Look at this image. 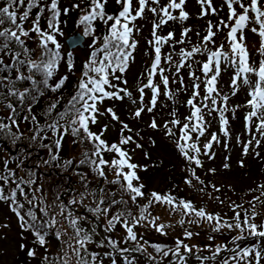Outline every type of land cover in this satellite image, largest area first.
<instances>
[{
  "label": "snow or ice",
  "instance_id": "6c2138e0",
  "mask_svg": "<svg viewBox=\"0 0 264 264\" xmlns=\"http://www.w3.org/2000/svg\"><path fill=\"white\" fill-rule=\"evenodd\" d=\"M185 2L186 0H168L166 6L161 7L160 0H137V7L134 8L133 0H116V3L120 6L118 14H108L106 12L105 5L108 3V0H89L86 8H81L80 4H74L73 8L80 9L81 12L78 26H82L83 35L92 36L94 44H99L100 46L94 48L90 54V58L84 63V70L74 94L70 97L63 110L57 112L51 120H48V117L52 116L53 111L57 109L60 99L58 98L56 101L49 103L44 112L45 124L43 126L39 124L37 116L32 114V107L38 102L39 97L44 95L45 90L56 92L63 88L68 79L66 75L61 76L54 85L49 84L62 59V45L57 39L58 36H63L64 34L60 26L61 15H68L71 9H61L60 0H50V2L49 0H27V2L26 0H4L3 5H0V88L5 90L0 91V103H4V107L9 111V115L7 116L8 122H4V119L0 118V132L14 137L13 143L23 135V133H19L20 124L17 121L19 113L16 106L9 99V97H15L19 102L21 110H25L26 106L28 115H25L23 120L29 121L30 118L33 123L34 134L31 137L32 141H35L37 138L41 140L49 139L47 132L52 133L54 137L52 144H41V147H47L50 152H52L53 148L59 150L65 135L69 133L75 138L74 143H91L93 145L91 153L86 150L79 164H88L105 182L119 185L118 191L121 193V197L116 199V192H109L107 195L111 199L108 201L107 206H103L105 205L103 198L105 190L103 188L99 189L101 198L97 201L95 199L96 193L89 192L85 184L86 190L80 194V199L73 198L69 201V204L83 205L85 198L91 195L94 206L85 205V207H88V210L96 216L97 220H99L101 215L105 217L104 231L109 232L115 229L117 224H120L126 231L124 243H128L129 241L137 242V247L135 248H120L118 241L106 236L96 246L98 248L109 247L111 248L110 252H105L101 255L99 252L89 251V245L96 243L93 239V236L96 235L95 228L90 233L81 227L79 221L85 219V217L76 216L63 203H53L51 207L59 209L54 216H49L48 205L41 208L44 216L49 217L43 222L38 221L35 211L31 209L27 211L26 218L20 211L24 208V204L18 203L17 196L18 194L23 195L26 202L33 206L37 199L43 202L44 198L37 197L36 195L41 190L40 188L34 189L32 192L33 198L28 199L23 187L24 185L29 187L34 185L36 183V174L34 171L28 170L27 178L24 176L18 177L15 171L8 169L7 162L5 161L4 169L7 170L0 171V201L9 202L13 205L12 211L18 216L21 228L33 232L35 243H38L42 247L46 245V236L49 230L55 228L60 223L56 219V216L63 217L72 229L71 234L62 228L55 231V238L61 241V252L55 257L43 256L41 264H104L105 257L111 259V264H117V255L123 257L125 264H134L135 258L130 259L124 253L141 252L147 254L146 248L139 244L137 232L134 231V228L138 225L143 226L144 222H147L157 233L167 235L165 229L166 227H170V225L156 223L160 219L159 216L149 220L151 213L148 212V209L153 203L168 205L172 211H179L182 218L178 223L181 226L185 224L183 216L187 215L195 217V219L187 221L189 224H199L200 221L204 220L213 224L212 232L214 233H219L224 228L238 233L229 242L232 247L217 245L214 249H211L210 245H206L205 247L212 251V255L210 257H203L202 259L215 260L220 253L228 252L231 255L225 256L222 264H262V261H264V222H256L257 217L260 215L256 211V204L259 202L261 205H264V199H261V197H264V184L258 185V189L261 190L260 195L254 196L252 200L247 202L250 205L251 213L249 209H244L243 204H235L233 202L230 205V208L235 213L232 217L234 222L225 220L218 213H208L203 208L197 209L191 201L177 200L170 193L161 194L157 192H152L148 203L139 206V214L133 215L131 210L126 207L128 201L123 198V195L127 194L133 204L137 202L138 198L145 195L142 190L144 185L138 183L140 177L136 170L140 166L131 162V156L123 148V145L134 142L133 137L121 134L119 143L109 144L101 138L103 132L107 130V125L104 126L103 131L99 134L92 132L89 127L90 122L91 124L97 123L98 114H103L97 105L102 104L106 98L123 99L124 96L121 93L131 97V93L126 88H118L112 81L122 79V74L129 67V60L133 59V51L137 47V42L132 39V35L134 30H139L136 28L135 21L144 18L146 9L155 16H159V19L152 22V39L148 40L147 43L154 51V59L151 67L147 70L148 82L138 88L141 104L133 112V116L139 118L146 107L148 112H152L156 106L157 99L161 95V87L153 82V77L157 74L161 77L164 94L169 99H173L175 93L169 89V76L164 74L166 69L160 67V65L162 60L161 48L164 44L174 39V33L169 32L167 36H160L157 34V30L163 25L168 24L169 21H186L189 18V13L184 10ZM198 3L201 5V18L210 13L213 15L217 14V8L213 7L212 0H198ZM224 3L229 10L227 21L220 19L215 25L209 21L205 29L206 34L202 37L199 44L194 45L191 50L181 49L178 53H175L181 57V60L173 62L172 53L164 56L165 62L169 65L167 70L171 71V68L175 67L176 75H179L180 69L186 66L184 61L194 58L196 54H202L206 57L205 62L201 64V71L205 78L203 81H201L199 76L195 75V72L190 71L189 73L193 78L192 96L186 101V104L190 106L191 112L185 117V122L182 123L179 118H174L163 125L168 136L175 135L169 124L180 127L181 135L176 140V146L186 159L189 161L194 160L198 166L201 165L200 159L191 155L190 152L198 154L200 153V148L197 146V143L188 142L192 141L193 133L197 134L198 139L206 131L207 124L204 119V109L208 110L209 115L213 111L219 112L221 125L224 126V135H228L226 127L228 119L224 116V113L229 111L227 106L229 96L221 95L217 88L222 61L227 67L233 69V74L230 78L231 94H237L241 83L248 87V99L243 106L249 109L245 115V121L246 130L252 138L246 142L243 148V155H248L249 147H253V141H255L254 147H259L261 139H264V0H224ZM150 5L156 6L152 7ZM34 9L37 11L35 16L32 17L31 14ZM177 9L179 10L178 16L173 15L170 11ZM46 11L48 13L47 16H45ZM250 13L253 15H250ZM42 17L46 21L45 28L41 27ZM97 20L103 22L107 29V33L102 38L95 35L96 28L94 27V22ZM29 21L30 27H25V24ZM250 23L258 26H253L249 29L259 37V47L256 49L260 57L258 61H250L248 46L245 43L244 30L248 28ZM214 28L216 31H213ZM223 29L228 30L225 37L228 42V50L225 51L223 44L214 50L209 49V44H215L214 37L217 31ZM190 31L191 28H183L181 30L182 38L175 41V43L183 44L185 42L183 38L187 37ZM33 33L36 37L35 48L29 47L28 44V41L32 39L31 34ZM196 35L199 36V33H196ZM172 46L174 47L175 45L173 44ZM33 52L36 53V58H33ZM71 56V52L67 53V68L69 71L74 67ZM5 57L8 58L7 62ZM197 63L201 62L197 61ZM187 66L190 67V65ZM22 68H26L27 72L21 71ZM117 72L121 75H116ZM13 73H15L14 77ZM37 76L40 79H37ZM24 81H29L31 86L25 87L23 90L17 88V82ZM123 83L127 84V81L124 80ZM173 83H178L181 86V89L178 90L184 88L182 78L178 81L174 79ZM201 83L204 85L203 96H201ZM145 88H149L152 91L150 106L143 104ZM108 89L113 90L110 91ZM197 98H200L199 101H197ZM208 101L211 103L209 104ZM132 103L135 104L137 101L132 100ZM218 105H223V107L221 108ZM236 107L240 106L237 105ZM106 113L110 114L111 119L119 121V116L116 115L113 109H106ZM170 115L176 117L177 113L173 110ZM121 123L122 129L131 132L127 124ZM149 126L153 129L158 128L155 119L150 122ZM13 128L16 129V132L12 131ZM253 129L255 133H253ZM41 133H44V135L41 136ZM255 134H259L260 139H257ZM213 142L219 143L216 134L211 135L210 141L204 145V148L210 150ZM136 146L141 147L139 144ZM103 153H113L115 155L111 159H105ZM255 155L259 156L260 153L256 152ZM57 158L58 152L51 157L52 160H56ZM225 159L226 162L223 164V168L229 169L231 167L227 163L229 158L226 157ZM45 163H50V161H45ZM71 163V160H67L64 162V166L67 167ZM238 163L241 167L244 166L242 159ZM17 167H22V163ZM106 168L114 173L115 179L108 180ZM209 171L214 173L216 170L210 169ZM193 175H195L194 172ZM196 179L199 180V177H196ZM134 181L137 183H134ZM10 182L14 183L15 187L6 189L5 185H8ZM200 182L203 183V181ZM186 183L190 184L191 180H186ZM213 187L215 188V185ZM216 191H219V189L217 188ZM251 191H256V189H252ZM56 200H59V196H56ZM115 205H123L125 207L109 216ZM237 209H243V217ZM193 235L192 231L188 229L184 230L183 236L185 239L190 240ZM195 235H199V233H195ZM139 239L142 240L143 237L140 236ZM208 239L213 240L214 237L209 235ZM105 240L107 244H105ZM249 240L255 241V243H251L245 247L241 246L240 242ZM144 243L148 244L147 241H144ZM150 246L158 254H162L161 260L171 254L174 259H179L180 264H184L185 260L181 249L184 250V253H192L194 248L198 252L202 250L197 245L190 246L184 242V239L179 237L175 239V247L162 244H151ZM23 247L24 245H21V248ZM27 256L30 258L35 257L36 251L29 249ZM148 259L150 262L156 260L152 256H148ZM197 259H201V257L197 256ZM156 264H160V261H157Z\"/></svg>",
  "mask_w": 264,
  "mask_h": 264
},
{
  "label": "rangeland",
  "instance_id": "374dc122",
  "mask_svg": "<svg viewBox=\"0 0 264 264\" xmlns=\"http://www.w3.org/2000/svg\"><path fill=\"white\" fill-rule=\"evenodd\" d=\"M65 7L71 8V17H68L66 21L63 23V28H66L64 30L63 36H59V42L61 45H64L65 48L69 49L68 41H71L74 46L70 48L71 51L74 52V54H80L85 58V56H90L93 49L91 48V43L88 42V40L85 38V35H83V28L78 26V20L79 16L81 15L80 12L75 13V8H73L74 4L78 3V0H62ZM213 7L217 8V14H209L207 16H203L201 18V5L198 3V0H186L184 5V10L189 13V18L186 21L180 22L176 21L177 23L173 26H169L168 28H162V35L167 36L169 32L174 33V39L172 41H169L165 44L164 49H162V60L164 61V56H166L169 52L172 53V58L179 57L175 53H178L181 49L185 50H191V48L199 44L201 42L202 37L206 34L205 29L208 26V22L211 21L213 25L217 24V22L220 19H224L225 21L228 20L229 10L224 3V0H212ZM108 6H110V9H116L119 10V7L117 6L116 0H108ZM117 6V7H116ZM166 6V3L162 2V7ZM133 7H137V0H133ZM77 10V9H76ZM239 11V9H238ZM135 14V13H134ZM162 15V14H161ZM173 15L178 16L179 10H175L173 12ZM250 15H253L250 13ZM153 16V13H151L149 10H147L144 13L143 19H137L136 20V28H138V31L133 32L132 38H134L136 41L139 42L138 44V50L137 55L135 57L134 63H132L130 72L127 75L128 78V84H127V91L128 92H134L138 86L143 83L145 80V77L147 76V70L148 68L145 66L146 59L150 56L153 49L148 45L147 41L152 39L151 32H152V22L156 19ZM159 17V16H158ZM175 22V21H172ZM234 23V22H233ZM253 26V24H249L248 28L244 30L245 35V43L248 46L249 54H250V61H258L260 59L258 52L256 49L259 47V37L257 34H253L249 29ZM258 27V26H257ZM183 28H191V31L188 33L187 37H184L183 39L185 42L183 44L175 43V41L180 40L181 37V30ZM213 31H216L214 28ZM227 29H223L218 32V37L214 38L215 44H209V49H216L221 44L224 45L225 51L228 50V42L226 40V33ZM196 33H199V36L196 35ZM239 35V34H238ZM77 36H81L84 38L83 41H79ZM222 36V37H221ZM29 42L36 47L35 39L29 40ZM175 45L174 47L172 45ZM154 55V54H153ZM200 63L199 71L196 73V76H199L201 81H203L205 78L203 76V73L201 71V64L202 62H205L206 57L202 54H197ZM195 58V56H194ZM193 58V59H194ZM62 72L60 71L58 73V76ZM189 73V72H188ZM63 74V73H62ZM175 74V72H173ZM172 73H170L172 80H179L177 79ZM221 79L218 80L217 88L219 89V92L221 95H228L230 100L228 101V112L224 113V116L228 119V135L225 136L223 132V127L220 122V114L219 112L213 111L210 115L208 114V110L204 109L205 113V121L207 124L206 131L203 136H200L198 138L199 141V147L200 151H203L199 155V153H195L194 155H197L198 158L203 160L205 169H215L216 171L213 173L217 178V183H219L221 186L222 182L226 183L223 187H228L226 191L219 192L222 190V188L218 187L219 191H216L217 188H212L207 186V183H201L199 180H196L193 185L183 183L181 181H178L175 177H168V176H175L176 170L178 168V157L174 152L176 146V142L172 141L168 145L166 142H169L168 135H166V131L163 127L165 122H168V105L169 101L166 99V95L159 96L157 99V102L160 101L159 108L163 109L160 112L155 113L154 111L148 112L147 107L145 108V111L141 114V117L138 118V120L128 125L131 129L132 133L130 134L129 131L122 129V124L120 122H123V120L127 121V116H133V112L140 106L141 101L140 97L136 96L137 103L133 104L132 102L128 101L126 106H124V109L127 111V116H125V110L121 109L119 106H117V111H122L121 113V120L118 122H114L113 119H111V116L98 114L97 116V123L95 126H93L95 133H100L103 131L104 126L107 125V130L103 132L102 138L105 140L112 139L114 143H119V140L121 138V134L123 136H132L133 141L132 143H129L125 146L129 155L131 156L132 163L137 164V174H139L141 177H148L149 174H146L148 169L152 168V165L155 164L157 168L162 169V174L158 173H150L151 174V181H150V188H148L145 191V196L143 198H139L138 203L144 202L145 204L148 203V200L150 199V194L152 192H157L161 194H171L173 195L174 189L177 190V193L179 195L189 197H197V200L193 202L194 206L197 207V209L203 208L209 213L213 214H219L221 217H223L225 220H228L229 222H234L232 220V217L234 216L229 213L230 205L235 200H238L241 202L240 204H243L244 209L251 210L250 205L247 203L248 201L253 199V196H250V193H252V189H256L254 191V195L259 196L261 190L258 189V185L264 184V139H261V143L259 147H254L255 141H253V147H249L248 155H243V148L248 140L252 138V136L248 133L246 130V121H245V115L249 109L245 108L243 105L246 103L248 96V87L246 85H243L241 83L240 90L237 92L236 97L232 96L231 94V87H230V78L233 74V69L231 67H227L226 64L222 61L221 63ZM186 80V85L188 86L187 90L184 91L187 96H192V83L193 79H189L187 75L182 74L181 75ZM254 79V77H253ZM159 79L153 77V82H157ZM220 81V82H219ZM146 84V83H145ZM203 88L204 85L201 83V96H203ZM152 96V91L149 88H145L144 90V96H143V104L145 106H150V99ZM200 98H197V101H199ZM182 102V101H181ZM210 104L211 102L208 101ZM239 105L240 107H236ZM98 106V105H97ZM219 107H223V105H218ZM110 106L104 104L98 106L100 109V112H106V109H108ZM233 109H235L233 111ZM116 112V110H114ZM191 112L190 106L186 104V102L181 103L180 107V120L181 122H185V117L188 116ZM240 115H239V113ZM8 110L6 108L0 107V115H7ZM155 119L158 128L153 129L151 128L150 122ZM237 120L238 122H233ZM126 124V123H125ZM161 131V133L159 132ZM253 133H255V130L253 129ZM216 134L219 140V143L213 142L212 148L210 150L202 148L206 143L210 141L211 135ZM257 139H260L259 134H255ZM110 142V141H109ZM137 142V143H136ZM147 142H152L155 144V146L158 147L159 151H156L155 148H147L145 144ZM139 144L141 147H137L136 145ZM68 145V158H74L79 160V154H80V148L78 150V146H76V143L73 141H65V144H63V150H65L66 146ZM70 148V149H69ZM17 149L13 152V156L16 155ZM207 152V154H205ZM259 152L260 155L256 156L255 153ZM43 153V151H42ZM44 154L48 155V151H44ZM9 153L3 154L4 159H8ZM65 155V152H64ZM66 157V156H65ZM226 157L229 159L227 160V163L231 165L229 169L223 168V164L226 162ZM112 158V155L109 156V159ZM243 160L244 166L241 167L238 163L240 160ZM43 168H45V162L39 163ZM61 170H64L63 167L60 166ZM179 169L181 172H185V167L181 166L179 163ZM105 171L108 174V178L115 177L114 173L108 170L107 168ZM199 174V173H197ZM169 178V179H165ZM75 180V179H74ZM79 180V179H78ZM83 184L88 183L87 179L80 180ZM77 181L75 180L74 186L77 190H82L83 184H77ZM146 181L139 180L138 183L146 184ZM134 183H137L134 181ZM147 185V184H146ZM223 185V184H222ZM168 186H172L173 189L168 188ZM250 187L248 189V196L247 201L244 200L242 202L241 198L239 196H242L243 194H237L235 190H239L240 188L244 187ZM252 188V189H251ZM202 189V191H201ZM47 192V190H46ZM38 193V192H37ZM228 193V194H226ZM39 194V193H38ZM61 198L66 197V193L60 192ZM174 196V195H173ZM39 197H42L39 195ZM48 200H50V195L47 196ZM73 198L79 200V196L72 194V196L68 197V201H71ZM225 198L224 203H221L222 199ZM95 199L98 201V199L95 197ZM261 199H264V197H261ZM90 202V200L85 199L84 204H87ZM56 203V202H55ZM57 204V203H56ZM87 205L94 206L93 202L88 203ZM76 209V205H72ZM79 206V205H78ZM77 206V207H78ZM68 207L71 208V204L68 205ZM52 210L54 211V208L52 207ZM243 209H237V211L241 212V216L243 215ZM59 211V210H58ZM57 211V212H58ZM256 211L260 213V215L257 217V223L260 221L264 222V205H261L259 202L256 204ZM56 212V213H57ZM148 212L151 213L149 216V220H151L153 217L159 216L160 219L156 221V223L160 224L163 223L165 225H170V227H166L165 231L167 232V235H161L155 231L154 228H152L147 222H144L143 226H136L134 228V231L137 232L138 241H148L151 238L159 240L163 245L164 244H173L175 245V239L177 237L184 239V242L191 245H197L201 251H197L196 248L193 249L192 253H184V256L190 254L189 256L192 258L199 256L201 257L200 260H202L205 256H211L212 251L209 248H206V245H210L211 249H214L217 245L220 244V242L223 239H228L232 236H236L238 233L236 231H230L228 229H222L219 233L212 232L213 224H210L208 221H200L199 224H189L187 221L189 219H192L190 217H184L185 224L181 226L178 221L182 218V215L179 211H172L167 205L163 204H157L153 203V205L148 209ZM79 214H83L84 211L79 210ZM147 215V213H146ZM78 216V214H76ZM56 218H60V216H56ZM195 218V217H194ZM18 216L16 214H13L8 207H5L3 210H0V264H19L14 259L17 254V247H18V241L22 243V245H30V242L32 241L29 234L23 232H20L22 230L20 226V222L18 220ZM102 222L105 221V217L99 218ZM60 221L59 224L63 225L60 227H57V229H64L69 234L68 229L72 230L68 226V222L62 219H57ZM57 224V225H59ZM79 224L81 227L86 229V226L81 224V221H79ZM188 229L194 233L193 237L188 240L185 239L183 236L184 230ZM114 231V230H113ZM115 232V231H114ZM195 233H199V235H195ZM209 235L213 236V240H209ZM48 236V235H47ZM126 236V231L123 229V227L120 225L117 232L114 233L113 237L117 239H123V237ZM140 236L143 237V239H139ZM225 237V238H224ZM66 238V237H65ZM14 240V241H13ZM57 241V240H56ZM56 241L54 242L52 239L48 241V243L45 246L37 247L36 254L37 258H42L45 254H50L51 256L55 257L57 254L61 252L59 251L56 245ZM163 241V242H162ZM251 243L250 240L244 241L243 246H249ZM26 246V247H27ZM90 247V246H89ZM96 247H92L91 251L96 252ZM109 259L108 257H105L104 259ZM34 259V258H32ZM110 261L104 260V264H111ZM41 264L40 262L34 261L30 264ZM117 264H120L117 261ZM205 264V263H203ZM262 264H264V261H262Z\"/></svg>",
  "mask_w": 264,
  "mask_h": 264
},
{
  "label": "trees",
  "instance_id": "16d2710c",
  "mask_svg": "<svg viewBox=\"0 0 264 264\" xmlns=\"http://www.w3.org/2000/svg\"><path fill=\"white\" fill-rule=\"evenodd\" d=\"M165 2L166 4L168 3V0H160V6L162 7V2ZM27 2V0H26ZM50 2V0H49ZM4 0H0V5H3ZM80 4L81 8H86L89 4V0H78V3ZM117 6L119 7L120 10V6L117 4ZM116 6V7H117ZM152 7H155L156 5H150ZM60 7L61 9L63 8H69L70 7H65L64 3L62 0H60ZM23 10V9H22ZM21 10V11H22ZM75 13L80 12V9H74ZM105 10L108 14H118L119 11H117L116 9H110V6H108V3L105 5ZM148 9L145 10V12ZM36 9L33 10V13L31 14L32 17L35 16L36 14ZM173 14V12H175V10H170ZM81 13V12H80ZM134 14V13H133ZM48 13L47 11L45 12V16H47ZM68 17H71V13L69 12L68 15H61V29L64 32V30L66 28H63V23L66 21V19ZM154 18H156L155 20H158L159 17L155 16L153 14ZM111 23V22H109ZM177 22H172L169 21L168 24L163 25L161 28H159L157 30V34L160 36L162 35V28H168L169 26H173L174 24H176ZM135 25H136V21H135ZM131 26V25H130ZM25 27H30V21L27 22L25 24ZM41 27L45 28L46 27V21L45 19L42 17L41 18ZM82 27V26H79ZM94 27L96 28V32L95 35L98 37H101L107 33V29L106 26L103 24V22L97 20L94 22ZM32 35V39H36L35 34H31ZM133 36V35H132ZM226 36V35H225ZM59 37V36H58ZM57 37V39L59 40V38ZM216 38L218 37V32L215 36ZM214 37V38H215ZM222 37V36H221ZM85 38L88 40L89 43H91V48L94 50L95 47H99V44H94L93 42V37L92 36H85ZM133 40H135L134 38H132ZM136 41V40H135ZM137 42V47L136 49L133 51V59L129 60V67L127 69V71L125 73L122 74V79L117 81V80H113L112 82L114 84H116L118 86V88H126L127 84H128V78L127 75L130 72V68L132 63H134L135 61V57L137 55V50H138V44L139 42ZM102 43V41H101ZM170 43V42H169ZM29 47L35 48V46H33L29 41H28ZM165 44L162 46V48L164 49ZM115 50V49H113ZM162 51V49H161ZM71 52L72 56H71V60L73 62L74 67L72 68L71 71L68 70L67 68V53ZM170 53V52H169ZM168 53V54H169ZM154 51L151 52L150 56L146 59L145 61V66L149 69L151 67V64L153 62L154 59ZM33 58H36V53L33 52L32 53ZM61 56L62 59L58 64V67L54 73L53 78L49 81L50 85H54L55 82L58 81V79L61 76H67L68 79L65 83V85L63 86V88H61L60 90H57L56 92H52L50 90H45L44 95L39 97V100L37 103H35L32 107V114L37 116V120L39 121V124L41 126H43L45 124V117H44V112L46 110V108L48 107L49 103L56 101L58 98L60 99V103L57 106V109H55L52 113V116L48 117V120H51L57 112L62 111L64 106L67 104L68 100L70 99V97L74 94L75 90H76V86L79 82V79L81 78L82 75V71L83 69V65L84 63L90 58V56H85V58L83 56H81L80 54H74V52L70 51L69 49L65 48L64 45H62L61 48ZM198 55H195V58H191L188 61H184V63L186 64L185 67L181 68L179 71V75L173 74V72L176 73V69L175 67L171 68V71H168L167 69L169 68V65L165 62V60H161V65L160 67L165 68V75L169 76L170 79V83H169V89L175 93L173 99H169L166 96V99H168V101L170 102L168 105V121L174 119V118H179L180 119V107H181V103L182 102H186L188 99L191 98V96H187L185 94L184 91L187 90L188 86L186 85V80L181 76L182 74L187 75L189 77V79H193L189 73L191 72H195L196 73L199 71V66L200 63H197V61H199ZM101 58H102V54H101ZM7 57H5V60L7 62ZM173 62L175 61H179L181 60V57H176V58H172ZM187 65H190L187 66ZM21 71H24L25 73L27 72L26 68H22ZM62 72L59 76L58 73ZM189 72V73H188ZM170 73H172L177 79L182 78L184 81V88L182 90H178L181 89V86L178 83H173V80L171 78ZM116 75H121L119 72L116 73ZM211 75V74H210ZM221 75L218 77V80L221 79ZM15 76V73H13V77ZM159 77L160 80H158L157 82H155L154 84L158 85L161 87V97L164 94V88L163 85L161 84V77L159 74H157L156 76H154V78ZM37 79H40L39 76H37ZM111 79V77H110ZM126 80L127 84H124L123 81ZM178 81V80H177ZM142 82V80H141ZM138 86V88L140 86H142L143 84L148 82V71H147V76L145 77V80L143 81V83ZM220 82V81H219ZM17 88H19L20 90H23V88L25 87H30L31 83L29 81H24V82H17ZM138 88H136V90L134 92H131V97H128L126 95H124V93H121L122 96H124L123 99H105L103 101L102 104H98V106L100 105H108L110 106L109 108L116 110V115L119 116V121L121 120L120 116L123 110H125V116H127V111L126 109H124V106H126L127 102L130 101L132 102V100H136L134 98H136V96L140 97V93L138 91ZM108 90H113V89H108ZM151 90V89H150ZM219 90V89H218ZM0 91H5L3 88H0ZM234 97H236V95H232ZM9 99L11 100V102L13 103L14 106H16L17 108V112L19 113V116L17 117V121L20 124V128H19V133H23L22 136H20L19 139L15 140V143H13V139L14 137L10 136V135H5L4 132H0V171H6L7 169H4V163L5 161L7 162V167L8 169H11L13 171L16 172L17 176H24L25 178H27V171L31 170L35 172V180L36 183L34 185H32L31 187L24 185L23 187L25 188V193L28 196V199H32V192L34 189L36 188H40L41 190L36 193L37 197H39V195H41L44 200L43 202H41L40 199L35 200V204L33 205H29L24 196L21 194H18L17 196V201L18 203H23L24 204V208L21 209V214L26 216V213L28 210H33L35 211L38 221L39 222H43L45 220H47L49 217H45L44 213L41 211V208H43L45 205L49 206V216H54L56 214V212L59 210L58 208H54V211L52 210V205L54 202H56L57 204L63 203L65 205H69V201H68V197L72 196V194L78 195L80 198V194L82 192H84L85 189V184L87 185V190L89 192H95L96 193V198L99 200L101 198V193L99 191V189L103 188L105 190V195H104V200H105V205L103 206H107L108 201L111 199V197H109L107 195V193L109 192H116V199H119L121 197V193L118 191L119 189V185L117 184H111V183H107L105 182V180L101 177H99L93 170L92 168L88 165V164H84V165H80L79 161L83 158V153L87 150L89 153H91L93 145L91 143L88 142H84V143H80V142H76V146H78V150L80 148V154H79V160L74 159V158H68V145L66 146L65 150H63V144H65V141H74V137L69 133L67 135H65L64 140L62 141V146L59 150L53 148L52 152L49 151V149L47 147H41V144L44 145H49L52 144V140L54 139V137L52 136L51 132H47V135L49 137V139H44L41 140L40 138H37L35 141L31 140L32 135L34 134V126L33 123L31 122V119L29 118V121H24L23 117L25 115H28V112L26 111V106H25V110H21L20 106H19V102L17 101V99L15 97H9ZM230 100V98H229ZM139 101V100H136ZM182 101V102H181ZM27 103V102H26ZM117 106H119L121 109L120 112L117 111ZM160 106V101L157 102L156 106L153 108V111L155 113L160 112L163 109V105H162V109L159 108ZM0 107L5 108L4 107V103H0ZM175 110L177 113L176 117L171 116V112ZM239 113V112H238ZM9 115V111L8 114L5 115H0V118L4 119V122H8L7 121V116ZM102 115L109 116V114H107L106 112H103ZM240 115V113H239ZM127 121L123 120V123H126L127 125H131L135 122V120L137 121L138 118L134 117V116H127ZM114 122H118L116 120H114ZM233 122H238L237 120L233 121ZM63 123V121H62ZM96 124V123H95ZM95 124H91L90 122V130L92 132H94L93 126H95ZM120 124H122L120 122ZM169 127H171L173 129V132L175 133L174 136H168L166 137L167 139H169V142H166V144L168 145L170 142L175 141L179 138V136L181 135L180 132V127L179 126H173L171 124H169ZM13 132H16V129L13 128L12 129ZM161 133V131H159ZM95 133V132H94ZM130 134L132 133L129 132ZM98 134V133H97ZM44 133H41V136H43ZM192 141H189L188 143H197V146L199 147V141L197 139V134L193 133L192 134ZM102 138V137H101ZM104 139V138H102ZM105 140V139H104ZM109 144L114 143V141L112 139L106 140ZM116 143V142H115ZM137 143V142H136ZM181 143H183V141H181ZM145 146L147 148H155L156 151L158 150V147L155 146V144H153L152 142H147L145 144ZM123 148H126L125 146ZM200 148V147H199ZM204 148V147H202ZM15 149H17V153L16 155L13 156V152L15 151ZM70 149V148H69ZM126 150V149H124ZM43 151V153H42ZM44 151H48V155L44 154ZM58 152V158L56 160H52L51 157L53 154H57ZM65 152V155H64ZM5 153H9L10 155L8 156V159H4L3 154ZM179 161H178V168L176 170V175L175 176H168L170 178L175 177L178 181H181L183 183H186V180H191V185H193V183H195V181L197 180L196 177H199V181H203V183H207L208 188L209 187H213V185H215V188H222L225 185H227L226 183L222 182L221 186H219L220 184L217 183V178L216 176L213 174V172L209 171V169H205L204 167V162L203 160H201V165H196L194 160L193 161H189L188 159H186L183 154L180 152V150L178 149V147L175 148L174 152ZM203 153V151H200L199 155ZM191 155L195 156L198 158L197 155H194V152H190ZM112 155V158L115 154L113 153H103V156L105 159H109V156ZM66 156V157H65ZM67 160H71L72 163L71 165H68L67 167L64 166V162ZM45 161H50V163H45V168H43L39 163L40 162H45ZM132 162V161H131ZM22 163V167H17L18 165H21ZM179 163L181 166L185 167V172H181L179 169ZM60 166L64 168V170L60 169ZM193 172L195 173V175H193ZM150 173H158V174H162V169L157 168L155 166V164L152 165L151 169H148L146 174H149L148 177H141L139 174L138 176L140 177V181L144 180L146 181L145 183L147 184H143L144 188L142 189L144 194L145 191L150 188V181H151V174ZM199 173V174H197ZM116 177H112V178H108V180H113ZM77 181V184H83L80 180L82 179H87L88 183L83 184V188L82 190H77L76 187L74 186L75 180ZM79 179V180H78ZM165 179H169V178H165ZM189 184V183H186ZM196 184V183H195ZM9 187H15V184L10 182L8 185H5V188H9ZM168 188L173 189L172 186H168ZM219 188V189H220ZM228 188V187H227ZM226 187H223L222 190H220L219 192H222L223 189L224 191H226L227 189ZM248 189H250V187H244V188H240L239 190H235L237 194H243L242 196H239L242 200V202L247 201V196H248ZM252 189V188H251ZM47 190V192H46ZM173 191V195L177 198V200H186V201H191L192 203L195 202L197 200V197L193 196L192 198L189 197L187 198L186 196L183 195H179L177 193V190L174 189ZM60 192L66 193V197L65 198H61V194ZM254 191H252V193H250V196H256L253 194ZM228 194V193H226ZM50 195V200L51 202L48 200L47 196ZM56 196H59V200H56ZM145 196V195H144ZM143 196V197H144ZM141 197V198H143ZM123 198L125 200L128 201L127 204V208L131 210L133 215H138L139 214V206H143L146 205L143 201L138 203V200L135 204H133V202L129 199L127 194L123 195ZM85 199L90 200V202L88 203H92L93 202V197L91 195H89L88 197H86ZM222 199V198H221ZM224 199H222L221 201L224 203ZM87 203V204H88ZM241 202H239L238 200H235V204H240ZM87 204H83V205H76V209L71 205V208L68 207L69 209H71L74 214H78V217H85V219L80 220L81 224H83L84 226H86V230H88L90 233L92 232V229L95 228L96 231V235L93 236L94 241H96V243H93L91 245H89V251H91L92 247H96V252L101 253V255H103V253L105 252H110L111 248L109 247H104V248H98L96 245L100 242V240L104 237H111L112 239L116 240L113 235L115 232H117L118 228L120 227V224H117V226L115 227V229L109 231V232H105L104 228H105V221L102 222L101 219L97 220L96 216L90 212L88 210V207H85V205ZM194 204V203H193ZM79 205V206H78ZM78 206V207H77ZM90 206V205H87ZM102 206V207H103ZM168 206V205H167ZM5 207H8L10 209V211L15 214V212L12 211V207L13 205H11L9 202H3L0 201V210H3ZM122 207H125L123 205H115L111 212L109 213V216H111L112 214H114L117 210H120ZM169 207V206H168ZM197 208V207H196ZM79 210L84 211L83 214H79ZM243 211V210H242ZM208 212V211H207ZM251 213V210L249 211ZM209 213V212H208ZM229 213L231 215H233V211L230 210ZM104 216L101 215L100 218H103ZM184 217H190L192 219H195L194 216H187L185 215ZM243 217V215H242ZM27 218V216H26ZM56 219H62V217L60 218H56ZM19 220V219H18ZM20 222V220H19ZM21 223V222H20ZM260 223V221L258 222ZM63 226L61 224L56 225L55 228L50 229L48 232V236H46V244L48 243V241L50 239H52L54 242L56 241V245L58 250H61V241L56 239L54 236V233L56 231L57 227ZM227 229V228H224ZM69 232L71 233L72 230L68 229ZM27 232L31 238V242L30 245H25L23 248H21L22 243H20L19 241L18 243V247H17V254L15 256V261L19 264H30L31 262L37 261L40 262L42 261V258H37V254L35 257H33L34 259L30 258L27 256V252L29 249H34L36 251L37 247H40V245L38 243H35V236L33 234L32 231L30 230H25L22 228V230L20 232ZM26 233V234H27ZM235 236V235H234ZM233 237V236H232ZM228 239H223L219 245H228L229 247H232V245L229 243L231 238ZM225 238V237H224ZM14 241V240H13ZM116 241L119 242V247L120 248H135L137 247V242H133V241H129L128 243H124V237L123 239H117ZM252 242V240H250ZM139 242V241H138ZM148 244H145L144 241H140L139 244L142 245L143 247L146 248L147 250V254L141 253V252H131V253H124V255L129 256L130 259L135 258L134 259V264H156L157 261H160V264H180V261L178 258H173L171 254H169L168 257H165L161 260V255L162 254H158L155 249H153L150 245L151 244H162L159 240L157 239H150L147 241ZM163 242V241H162ZM241 246H243V242H240ZM248 243V241H247ZM105 244H107V241L105 240ZM163 245V244H162ZM164 245H168L171 247H175V245L173 244H164ZM27 246V247H26ZM183 249H181V252L183 254ZM48 255L50 257V254H45ZM44 255V256H45ZM190 254L185 256V260H184V264H222V260L224 259L225 256H230L231 253L228 252H222L220 253V255L215 259H207V260H200L197 259L196 257L192 258L189 256ZM148 256H152L155 257L156 260L155 261H149ZM205 257H210V256H205ZM110 259V258H109ZM109 259H104L107 261H110ZM116 260L120 263V264H125V261L123 260L122 256L117 255ZM38 264V263H37Z\"/></svg>",
  "mask_w": 264,
  "mask_h": 264
},
{
  "label": "water",
  "instance_id": "95a60500",
  "mask_svg": "<svg viewBox=\"0 0 264 264\" xmlns=\"http://www.w3.org/2000/svg\"><path fill=\"white\" fill-rule=\"evenodd\" d=\"M77 38H78L79 41H83L84 40L81 36H77ZM69 45H70L71 48L74 46V44L71 41H69Z\"/></svg>",
  "mask_w": 264,
  "mask_h": 264
},
{
  "label": "bare ground",
  "instance_id": "6f19581e",
  "mask_svg": "<svg viewBox=\"0 0 264 264\" xmlns=\"http://www.w3.org/2000/svg\"><path fill=\"white\" fill-rule=\"evenodd\" d=\"M82 38H83V37H82ZM83 39H84V38H83ZM68 46H69V50H70L71 47H70V45H69V41H68ZM70 51H71V50H70ZM72 52H73V51H72Z\"/></svg>",
  "mask_w": 264,
  "mask_h": 264
}]
</instances>
